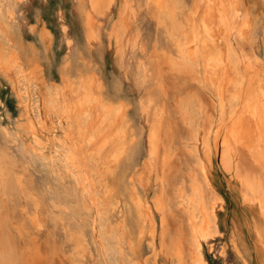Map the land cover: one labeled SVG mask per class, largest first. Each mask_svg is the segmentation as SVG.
<instances>
[{
  "label": "bare ground",
  "instance_id": "obj_1",
  "mask_svg": "<svg viewBox=\"0 0 264 264\" xmlns=\"http://www.w3.org/2000/svg\"><path fill=\"white\" fill-rule=\"evenodd\" d=\"M19 1L11 0L5 7L0 0V72L12 85L11 90L21 106L18 127L30 136L32 144L25 150L35 154L43 163L47 176L40 185L26 180L24 173L27 166H33L32 156L17 161L7 151L0 152V264H51L58 252L69 264H148L150 260L152 264H159L157 253L163 249L158 250L155 245L156 230L147 197L151 187L150 169L155 165L160 141L161 111L157 107L149 126H145L148 127L147 157L134 162L131 150L135 147L132 146L137 130L127 118V105L122 99L106 96L96 74L88 71L71 78L63 70L59 84L47 83L41 64L33 53L25 60L21 46L16 45L18 36L13 32ZM78 1L85 41L88 45L101 43L105 16L115 0ZM123 5L127 7L122 8ZM146 16L155 21L157 29V37L150 42V48L141 42L144 35H140ZM40 36L45 41L51 39V33L45 27ZM107 37L108 43L115 45L118 62L129 65V71L143 91L160 87L164 75L197 82V86L212 90V99L216 103L214 119H211L208 133L201 140L196 138L201 153H198V145L194 146L197 160L201 161L199 171L208 186L210 182L205 178L202 161L206 159L207 166L210 165L214 154L225 172L241 180L242 198L245 200L248 196L250 201L254 195L259 209L257 214L261 216L262 228L253 232L261 241L260 233L264 232V214L260 211L261 171L264 169V69L255 54L245 51V43L253 37L249 14L243 12L238 0H122L116 18L108 26ZM31 93L36 96L34 101ZM208 95L211 97V93ZM153 101L147 94L140 98L142 116L154 109ZM195 132L197 137L199 133ZM225 138L231 148L227 161L223 150ZM206 141L210 143L207 151ZM48 145L56 147L54 157L44 154ZM240 148L261 167L260 172L259 169L258 172H247L248 169L246 173L240 169L244 174L239 172ZM120 165L123 167V195L129 199L138 230L137 243L128 239V227L111 201L113 189L108 178H115ZM16 195L21 197L23 208H30L29 218L34 228L33 233H28L29 243L25 244L23 237L20 247L15 233L26 234V227L12 219L9 209ZM207 195L203 187H198L183 200L189 215L194 264L198 254L209 264L203 256L204 246L221 235L216 207L223 204L222 198L216 194ZM146 236L150 239L151 257L146 259L148 261L136 256L137 247ZM194 241L200 245L199 253ZM235 250L241 256L236 246Z\"/></svg>",
  "mask_w": 264,
  "mask_h": 264
},
{
  "label": "rangeland",
  "instance_id": "obj_2",
  "mask_svg": "<svg viewBox=\"0 0 264 264\" xmlns=\"http://www.w3.org/2000/svg\"><path fill=\"white\" fill-rule=\"evenodd\" d=\"M241 1L238 0L241 9L243 12L249 14L253 36L250 41L245 43V51L255 54L260 60L261 68L264 69V0H243V4ZM10 2L11 0H2V5L7 7V4ZM121 2L122 0H115L113 7L108 12L109 14L107 13L105 16L101 43L91 42V44L88 45L82 33V14L80 12L78 0H21L19 4L16 5L17 8L15 12L13 32L15 36H18H16L18 38L16 45L19 46V48L21 46L20 49L21 51L23 50L22 53L25 56V60H28L32 56V53L33 56L39 60L43 69V76L47 83L52 82L59 84L61 82L63 70L66 71L71 78H74L79 73L85 75L89 73L88 71H91L90 74H96L102 82L106 96L117 100L122 99L121 101L124 102L125 106L127 105V118L134 125L133 128L137 130L134 145L132 146L137 147L131 150V157L134 159V162H140L147 157L148 143L146 139L148 137V127L145 126H149L152 116L154 115V110L157 107L161 111L162 117L158 132L160 141H158L157 145L155 165L152 167L153 170L152 168L150 169L151 187L148 189L147 197L152 208L153 224L156 230L155 245L158 250L159 248L160 250L163 249L160 254L157 253L159 264H194L195 251L192 244L189 215L187 214L186 204H184L183 200L187 196L192 195L198 187H203L204 193L206 195L208 194L207 196L211 194L220 196L223 203L216 207V215L218 217L217 224L219 231H221V235L212 239L211 242L209 240L207 243L208 245L205 244L203 249V256L207 262L209 264H225L227 262L231 264H264V248L261 247L262 244L260 243L257 233H255L256 238L254 235L257 228H262L261 216L257 214L259 213V209L255 203H251L250 201L247 202L242 198L241 180L237 178V176H234V178L233 174L229 175L225 172L214 154H212L210 165L207 166V175L210 172L207 176L208 182H210L208 186L201 177L202 175L199 171V167H197L196 160L198 156L194 146L195 144L198 145L199 153L201 151V145L196 142V138L201 140L202 137L208 133L211 119H214L212 116H214L216 112V103L215 101L213 102L212 99V90L207 87L197 86L199 85L197 82L180 80L164 75L160 87L154 86L149 91H143L129 71V65L124 66L118 62L114 43H108V26L112 19L116 18L118 6ZM28 19L29 21H27ZM41 26L45 27L51 33V39L46 38V41L42 39V36L45 34L43 33L42 36H40L43 28H41ZM58 32L59 34L57 35ZM140 35H144L141 38V42L145 43L147 48H150L152 45L150 42L154 41L157 37L155 21L152 18L148 16L144 18ZM43 37L45 38V36ZM49 41H51V43ZM69 42L71 43L69 44ZM63 53L65 55H63ZM119 72L124 78H122ZM128 77L132 81H130ZM10 85V82L4 74L0 72V116H2L0 117V152L2 150L7 151L10 157L17 161L24 160V157L29 159L32 156L31 161L33 166H27V171L24 173L26 176L24 175V177L26 180H32L36 185H40L46 178L47 172L43 167V163L37 160L35 154H30L25 150L30 149L32 145L30 142L31 138L25 131L18 127V125L21 124V106L13 90H11L12 85ZM4 86L9 88L6 89ZM162 86L164 87L163 89ZM2 88H4L3 90L6 93ZM210 93L211 97L208 95ZM146 94L147 96H151L154 100V109L145 115V117L142 116L139 111V100L141 97L146 96ZM31 96L34 101L36 96L33 93H31ZM148 119L150 120L149 122ZM195 131L199 133L197 137H195ZM2 135L3 137H1ZM27 135L28 137H26ZM45 149L47 150L44 151L46 157H54L57 154L55 153L56 147L54 148L48 145ZM49 151H51V153ZM239 151L240 164L238 165H240V168L238 166V170L240 173H246L245 171H247V169L249 170L247 172H258L257 169H259V172L261 171V167L254 164L244 149L240 148ZM37 161L39 163H37ZM240 169L242 171L244 170V173L241 172ZM122 173L123 167L120 165L116 169L115 178H108V183L113 189L111 201L115 205L114 208L118 212V215L121 216V221H125V225L128 227V239L132 243H137L138 230L134 224V213L131 209L132 207L129 203V199L126 197L127 195H123L125 187L124 181L122 180ZM261 177L262 184H264V176ZM204 186L206 188H204ZM249 203L256 206H250ZM158 208H160V210H158ZM9 209L10 215L13 216L12 219L18 224L26 227V231L24 230V232L27 235L24 234L21 236V234L15 233V238L18 237V247H20V239H23V237L25 244H28V233H33L34 230L29 218L30 208H23L21 197L16 195L10 202ZM57 243H59V240ZM235 246L238 248L241 256L237 254ZM136 251L138 252L136 256H139V258L144 261L151 257L149 237L146 236L140 241ZM176 256H179L180 258H177L180 260H178ZM150 261L152 262V260ZM150 261L148 264H152ZM51 264H69V262L62 253L58 252Z\"/></svg>",
  "mask_w": 264,
  "mask_h": 264
},
{
  "label": "snow or ice",
  "instance_id": "obj_3",
  "mask_svg": "<svg viewBox=\"0 0 264 264\" xmlns=\"http://www.w3.org/2000/svg\"><path fill=\"white\" fill-rule=\"evenodd\" d=\"M127 5H123L122 8H126ZM230 7H233V6H230ZM71 42H69L70 44ZM262 123H264V117H262ZM225 131H227V126H225ZM236 134L235 132H233V138H235ZM85 139H87V137H85ZM262 142H264V137H262ZM208 147H210V143L206 141V144H205V150L207 151ZM224 155H225V159L227 161V158L229 157L230 155V152H231V148L229 146V142H228V139L225 138L224 139ZM69 158L72 159L71 157V153H69ZM203 163V168H204V172H205V178L207 177V164H208V161L205 159L202 161ZM201 165V161L200 160H197V167H200ZM261 175L264 176V169H262L261 171ZM245 200L246 201H249V197L248 196H245ZM251 203H255V198H254V195H253V198L250 200ZM260 211L262 214H264V184H262V187H261V196H260ZM261 235V241L260 243L262 245H264V232H261L260 233ZM194 246L196 248V251L197 253H199V249H200V245L198 243H196L194 241ZM195 264H206V262L200 258L199 254L197 255V259L195 261Z\"/></svg>",
  "mask_w": 264,
  "mask_h": 264
}]
</instances>
